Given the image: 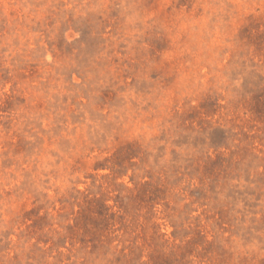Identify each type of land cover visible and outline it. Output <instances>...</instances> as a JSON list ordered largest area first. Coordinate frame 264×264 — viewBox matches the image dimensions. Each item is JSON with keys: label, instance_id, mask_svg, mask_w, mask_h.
Returning <instances> with one entry per match:
<instances>
[{"label": "rangeland", "instance_id": "rangeland-1", "mask_svg": "<svg viewBox=\"0 0 264 264\" xmlns=\"http://www.w3.org/2000/svg\"><path fill=\"white\" fill-rule=\"evenodd\" d=\"M0 264H264V0H0Z\"/></svg>", "mask_w": 264, "mask_h": 264}]
</instances>
